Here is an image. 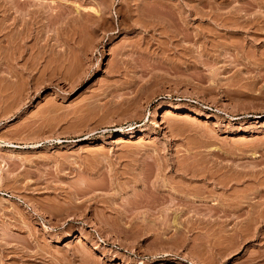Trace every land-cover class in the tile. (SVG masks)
<instances>
[{
	"label": "rangeland",
	"instance_id": "obj_1",
	"mask_svg": "<svg viewBox=\"0 0 264 264\" xmlns=\"http://www.w3.org/2000/svg\"><path fill=\"white\" fill-rule=\"evenodd\" d=\"M0 264H264V0H0Z\"/></svg>",
	"mask_w": 264,
	"mask_h": 264
},
{
	"label": "bare ground",
	"instance_id": "obj_2",
	"mask_svg": "<svg viewBox=\"0 0 264 264\" xmlns=\"http://www.w3.org/2000/svg\"><path fill=\"white\" fill-rule=\"evenodd\" d=\"M96 11V13L98 12V10H95ZM95 17V16H94ZM25 19V18H24ZM25 25V24H24ZM27 30V29H26ZM19 33V32H18ZM10 37V36H9ZM21 38V37H20ZM5 39V38H4ZM8 45V44H7ZM3 47V46H2ZM8 47V46H7ZM12 47V46H11ZM6 49V48H5ZM11 51V50H10ZM14 51V50H13ZM2 52H3V50H2ZM5 52V51H4ZM43 54V53H42ZM12 56V55H11ZM6 57V56H5ZM11 60H12V58H11ZM5 64H7V63H5ZM11 73V72H10ZM20 73V72H19ZM17 75V74H16ZM13 80V79H12ZM5 83V82H4ZM133 90V89H132ZM134 100V99H133ZM124 105V104H123ZM122 105V106H123ZM155 121V120H154ZM154 122H152V124H153ZM155 124V123H154ZM153 124V125H154ZM152 125V126H153ZM157 125V124H156ZM144 126V125H143ZM145 127V126H144ZM141 128V127H140ZM121 130L120 131H123L122 130V128H120ZM131 128H129V130H130ZM128 130V129H127ZM127 130H125V131H127ZM124 132V131H123ZM143 132V131H142ZM193 160V159H192ZM191 160V161H192ZM183 162H185V161H183ZM186 163V162H185ZM189 164V162L187 163V165L186 164H184V163H179V162H176L174 165L172 164L171 165V168H170V171H175L176 173L178 172L180 175H181V177L182 178H185V179H187L188 181H189V183L186 181L185 182V184H181L180 185V189H179V187H178V185L176 186H174V187H172V189L169 187V190L167 191V192H169L170 191V189H171V191L169 192V193H167V194H169V197L170 198H167V199H169L168 201L169 202H172V203H170V204H179L181 207L183 206V207H185L187 210H189V211H195V212H198L199 210L198 209H200L201 207H204V208H202V209H207L208 210V212H222V214L220 213L218 216L220 217L221 215H223L224 213L223 212H227L230 208H232V207H230V208H228L229 207V203H228V205H226V204H224V203H222V202H220V201H223L222 199H221V197H220V201H219V199L217 200H215L214 198H215V196H210L211 198L210 199H208L209 197V192H208V194L209 195H206L205 194V192H204V190L203 189H201L200 187H201V185H200V187L198 186V187H195V185L193 186V184H195V183H193L192 185L190 184V181H191V183L193 182L192 180H193V177H197L198 179H199V177H201L202 179V182H204L206 179L208 180V182H206V186H207V184L210 186L211 185V183L212 184H214V188L216 189L218 186H221V184L220 185H218L217 186V183H220L219 181H217V179H215L214 178V176H213V173L208 169V170H206V169H204L205 167H203V168H198L197 166V168L196 167H193L191 164V166L190 165H188ZM197 164V163H196ZM237 165V164H236ZM170 166V165H169ZM218 166V165H217ZM158 167H160V165H158ZM162 167V166H161ZM159 169V168H158ZM221 169V168H220ZM156 171H158V170H156ZM155 171V172H156ZM160 171V170H159ZM215 173V172H214ZM218 173V172H217ZM199 176V177H198ZM235 176H237V175H235ZM225 178V177H224ZM236 178V177H235ZM194 180H195V178H194ZM204 180V181H203ZM210 180V181H209ZM199 181V180H198ZM164 182V181H163ZM180 182V181H179ZM156 183V182H155ZM154 183V184H155ZM177 183V182H176ZM202 185H204L203 183H201ZM184 185V186H183ZM204 185V186H205ZM164 186V185H163ZM171 186H173V185H171ZM205 186V187H206ZM154 187H156V184H155V186ZM178 188V189H176V188ZM212 187V186H211ZM210 187V188H211ZM157 188V187H156ZM203 188V187H202ZM206 188H209V187H206ZM213 188V189H214ZM87 190V189H86ZM173 190V191H172ZM207 190V189H206ZM85 191V190H84ZM215 191V190H214ZM211 192V191H210ZM219 192V191H218ZM150 193V192H149ZM215 194V193H214ZM213 194V195H214ZM225 195V194H224ZM223 195V196H224ZM219 197V196H218ZM155 198L157 199V196H155ZM154 198V199H155ZM160 198V197H159ZM163 198V197H162ZM161 198V199H162ZM166 198V197H165ZM222 198H224L225 199V197H222ZM237 199V198H236ZM158 201H159V199H157ZM163 200V199H162ZM212 201L213 200V202H212V204H208L209 203V201ZM238 200V199H237ZM210 201V202H211ZM235 201V200H234ZM153 202V201H152ZM157 202V201H156ZM160 202V201H159ZM158 202V203H159ZM234 203V202H233ZM155 204V203H154ZM169 204V205H170ZM168 206V205H167ZM231 206V205H230ZM235 206V205H234ZM182 207V208H183ZM181 208V209H182ZM228 208V209H227ZM235 207H233V209H234ZM175 209V208H174ZM236 209V208H235ZM238 209V208H237ZM184 210V209H183ZM182 210V211H183ZM198 210V211H197ZM232 210V209H231ZM231 210H229V211H231ZM176 211H177V209H176ZM233 211V210H232ZM235 211V210H234ZM186 212V211H185ZM206 212V211H205ZM191 213V212H190ZM199 213V212H198ZM181 214V213H180ZM209 214H211V213H209ZM214 214V213H213ZM217 215V214H216ZM225 215V214H224ZM192 216V215H191ZM208 216V215H207ZM206 216V217H207ZM210 216V215H209ZM204 217V216H203ZM175 218V217H174ZM173 218V220L171 221V219H169L168 218V220H166V222L164 223L163 221L164 220H162L161 222H163V224L165 225V224H170V225H167L168 227L170 226H172L171 224H175V225H180V224H183L184 226H185V224L187 225V226H185V227H189V224L192 226L197 220H198V217H197V220L195 221V219H194V221L192 220V221H188V220H190L189 218H188V220L186 219L185 221H177L176 219H174ZM191 218V217H190ZM196 218V217H195ZM210 218V217H209ZM225 218V217H224ZM257 218V217H256ZM202 217L199 219V222L201 223H204L203 225L204 226H206L205 224H207V222H204V221H206V220H204V221H202ZM218 219V218H217ZM216 219V220H217ZM155 220V219H154ZM153 220V221H154ZM223 219L221 218V220L219 219L218 221L219 222H221ZM252 220V219H251ZM208 221V220H207ZM211 221H213L212 219L211 220H209L208 222H211ZM214 221H215V218H214ZM213 221V222H214ZM214 222V223H218V224H220L219 222ZM213 222H211V223H213ZM185 223V224H184ZM200 223L198 224V221H197V223H196V226H197V224L199 225L198 227H203V225H200ZM211 223H210V225H211ZM162 224V223H161ZM195 225H193V227H194ZM208 226V225H207ZM165 227V226H164ZM180 227V226H179Z\"/></svg>",
	"mask_w": 264,
	"mask_h": 264
}]
</instances>
